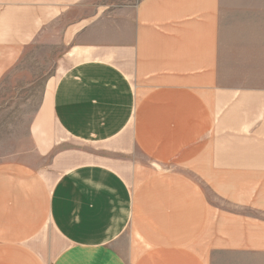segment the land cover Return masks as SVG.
<instances>
[{
  "label": "crops",
  "instance_id": "obj_1",
  "mask_svg": "<svg viewBox=\"0 0 264 264\" xmlns=\"http://www.w3.org/2000/svg\"><path fill=\"white\" fill-rule=\"evenodd\" d=\"M233 2L0 0V80L61 52L44 164L0 162V264H264V2ZM48 119L98 152L56 166Z\"/></svg>",
  "mask_w": 264,
  "mask_h": 264
},
{
  "label": "rangeland",
  "instance_id": "obj_2",
  "mask_svg": "<svg viewBox=\"0 0 264 264\" xmlns=\"http://www.w3.org/2000/svg\"><path fill=\"white\" fill-rule=\"evenodd\" d=\"M233 8V0H223L222 10L226 17ZM60 53L55 46L33 44L0 80V162L44 164L38 159L32 141L37 133L36 118L60 75L61 67L57 60ZM48 124L49 131L56 134L63 152L67 153L63 161L54 162L56 166L64 168L65 164H79L98 152L95 148L69 140L63 133L59 134L51 119H48ZM48 163L53 164L49 160Z\"/></svg>",
  "mask_w": 264,
  "mask_h": 264
}]
</instances>
